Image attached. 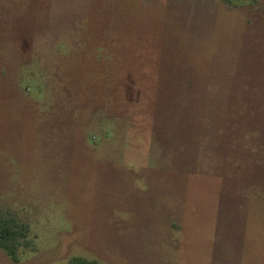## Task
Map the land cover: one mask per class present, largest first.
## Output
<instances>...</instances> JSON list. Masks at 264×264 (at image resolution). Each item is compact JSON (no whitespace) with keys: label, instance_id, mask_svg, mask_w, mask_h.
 <instances>
[{"label":"rangeland","instance_id":"374dc122","mask_svg":"<svg viewBox=\"0 0 264 264\" xmlns=\"http://www.w3.org/2000/svg\"><path fill=\"white\" fill-rule=\"evenodd\" d=\"M0 208V264H264V0H0Z\"/></svg>","mask_w":264,"mask_h":264},{"label":"trees","instance_id":"16d2710c","mask_svg":"<svg viewBox=\"0 0 264 264\" xmlns=\"http://www.w3.org/2000/svg\"><path fill=\"white\" fill-rule=\"evenodd\" d=\"M232 3L233 0H222ZM31 225L16 214L0 208V248L5 250L14 262L20 261L21 249L33 246L30 236ZM68 264H97L96 260L72 257Z\"/></svg>","mask_w":264,"mask_h":264}]
</instances>
